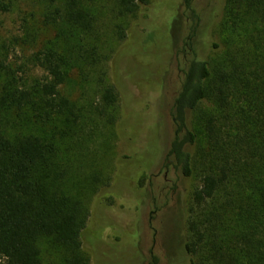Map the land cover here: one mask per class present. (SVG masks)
<instances>
[{
  "label": "trees",
  "instance_id": "trees-1",
  "mask_svg": "<svg viewBox=\"0 0 264 264\" xmlns=\"http://www.w3.org/2000/svg\"><path fill=\"white\" fill-rule=\"evenodd\" d=\"M46 1L44 25L52 36L31 56L43 75L29 80L0 64V116L34 126L8 137L0 122V264H90L83 234L90 200L106 180L77 171L66 186L72 165L60 149L87 134V117L115 123L118 96L104 70L114 39L100 21L108 14V33L114 28L118 41L116 21L148 2L111 0L103 12L98 0ZM219 4L215 30L203 35L216 39L212 55L194 56L182 69L165 167L197 182L184 221L190 264H264V0ZM11 6L0 0V15ZM189 10L190 40L201 35V20ZM73 75L78 87L94 90L87 109L68 91Z\"/></svg>",
  "mask_w": 264,
  "mask_h": 264
},
{
  "label": "rangeland",
  "instance_id": "rangeland-1",
  "mask_svg": "<svg viewBox=\"0 0 264 264\" xmlns=\"http://www.w3.org/2000/svg\"><path fill=\"white\" fill-rule=\"evenodd\" d=\"M98 1L103 12L110 9L111 0ZM11 2L10 11L0 15V64L32 80L43 75L32 66V53L52 36L43 19L48 1ZM220 2L148 0L132 16L116 21L123 31L118 41L114 28L108 33V14L101 18L102 32L109 42L114 39L104 70L118 96L116 121L109 126L87 117V134L60 149L61 159L72 165L66 186H72L77 171L106 180L90 200L83 234L90 264H190L184 250V221L197 182L165 167L174 133L170 108L185 62L212 55L216 39L203 35L211 27L215 30ZM189 8L200 16L201 35L187 40ZM188 41L190 48L183 53ZM4 72L0 67V82ZM74 78L68 91L87 109L97 99L94 90L78 87ZM0 122L8 137L34 130L24 117L15 119L5 112Z\"/></svg>",
  "mask_w": 264,
  "mask_h": 264
},
{
  "label": "flooded vegetation",
  "instance_id": "flooded-vegetation-1",
  "mask_svg": "<svg viewBox=\"0 0 264 264\" xmlns=\"http://www.w3.org/2000/svg\"><path fill=\"white\" fill-rule=\"evenodd\" d=\"M187 40H189V39L187 38Z\"/></svg>",
  "mask_w": 264,
  "mask_h": 264
}]
</instances>
